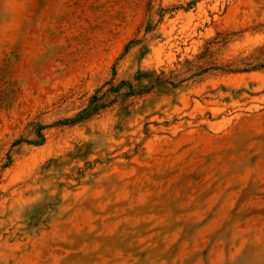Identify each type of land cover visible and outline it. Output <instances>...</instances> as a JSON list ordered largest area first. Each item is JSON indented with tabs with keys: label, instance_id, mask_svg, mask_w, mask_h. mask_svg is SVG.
I'll list each match as a JSON object with an SVG mask.
<instances>
[{
	"label": "rangeland",
	"instance_id": "1",
	"mask_svg": "<svg viewBox=\"0 0 264 264\" xmlns=\"http://www.w3.org/2000/svg\"><path fill=\"white\" fill-rule=\"evenodd\" d=\"M0 264H264V0H0Z\"/></svg>",
	"mask_w": 264,
	"mask_h": 264
},
{
	"label": "trees",
	"instance_id": "2",
	"mask_svg": "<svg viewBox=\"0 0 264 264\" xmlns=\"http://www.w3.org/2000/svg\"><path fill=\"white\" fill-rule=\"evenodd\" d=\"M149 27H147L148 29ZM236 69H227V71H235Z\"/></svg>",
	"mask_w": 264,
	"mask_h": 264
}]
</instances>
